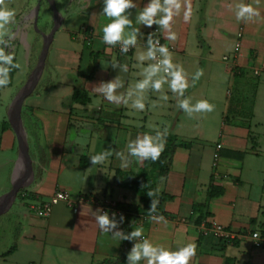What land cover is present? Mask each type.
I'll return each mask as SVG.
<instances>
[{
    "label": "crops",
    "instance_id": "crops-1",
    "mask_svg": "<svg viewBox=\"0 0 264 264\" xmlns=\"http://www.w3.org/2000/svg\"><path fill=\"white\" fill-rule=\"evenodd\" d=\"M59 1L63 21L51 45L55 46L49 54L48 78L26 104L43 128L31 155L35 177L3 221L16 240L10 247L15 246L14 251L0 252V264L116 260L122 241L103 233L92 213L103 209L111 215L110 203L135 212L143 206L141 196L120 185L117 171L137 173L145 169L156 174L158 170H153L151 159L130 158L131 164L122 169L115 154L96 165L90 156L106 149L127 154V144L137 135L165 128L189 145L177 147L162 185L170 199L155 215L163 220L140 217L132 230L142 227L144 238L172 250L195 243L196 255L190 264H264V249L255 248L247 236L254 230L264 232V71L255 74L264 65V0L258 5L260 17L248 22L236 19L235 5L243 2L257 7L255 0H191L190 20L185 22L183 8L174 17V41L165 39L160 31L156 34L157 25L140 26L137 48L144 49L147 35L153 32L154 39L168 45L174 62L183 65L190 85L197 70H203L185 96L191 97L193 104L207 99L214 110L192 117L178 107L167 84L164 90L169 99L158 100L160 94L150 91L144 111L111 104L93 92L101 81L119 74V69L110 65L113 57L129 67L127 73H120L124 81L120 91L134 84L140 78L139 68L133 67L136 49L120 53L116 46L103 43L102 28L109 22L101 14L104 0ZM134 2L138 7L130 9V18L135 22L138 10L149 0ZM59 39L67 45L57 44ZM76 90L87 95L86 104L73 99ZM152 101L158 103L155 109L150 107ZM3 123L0 151L10 152L3 161L12 163V170L9 187L0 197L12 187L18 158L15 133L12 128L3 130ZM59 189L69 192V198L56 204L50 217L37 216L32 206L48 200ZM212 223L240 236L227 242L203 234L202 225ZM118 229L124 231V221ZM120 264H127V258Z\"/></svg>",
    "mask_w": 264,
    "mask_h": 264
},
{
    "label": "clouds",
    "instance_id": "clouds-1",
    "mask_svg": "<svg viewBox=\"0 0 264 264\" xmlns=\"http://www.w3.org/2000/svg\"><path fill=\"white\" fill-rule=\"evenodd\" d=\"M255 4L257 7H254L252 3H237L235 5L236 19L248 22L260 17L258 8L260 0H255ZM137 7L134 0H104L101 14L107 17L109 22L102 28V40L109 46L119 45L122 53H128L133 48L136 49L137 63L133 67L139 68L140 78L134 84H130L126 91L121 92L120 89L124 88V81L120 73H127L129 67L127 63L121 64L113 57L110 65L113 69H119V74L109 81H101L92 91L103 96L111 104L144 111L150 91L160 94L158 100L167 101L169 99L164 90V85L167 84L177 100L178 107L189 117L195 113L212 112L214 105L207 99H200L193 104L192 98L185 96L187 89L194 86L195 82L203 75L202 69L197 70L190 85L188 73L183 65L174 62L168 45L161 44L159 39H154L153 32L147 35L146 47L144 49L137 48L138 37L142 35L141 25L148 28L157 25L165 39L174 41L176 39V33L172 30L174 17L180 15L183 8L185 22L190 20L191 0H149L142 9L138 10L134 22L130 18L132 15L130 9ZM15 16V9L9 7L6 0H0V88L7 87L10 83L12 70L20 68V64L14 62V53L8 51L11 40L15 39V33L11 32L8 26L14 22ZM157 106V101H152L150 104L153 109ZM167 134L165 128L163 131L155 129V134L137 135L127 144V154L124 151L113 153L112 150L106 149L91 155V163L92 165L102 164L113 154L120 159L122 169L131 164L130 158H135L137 161L148 159L156 161L165 148ZM160 192L159 187L147 191L148 197L151 198L148 213L149 218L153 221L163 220L162 216L155 215L159 203L157 197ZM81 214H83V210ZM92 215L100 230L105 234L111 233L114 240L135 241L127 254V264H140L141 261H144V264H190L191 259L196 255L197 245L195 243H188L172 250L144 238L142 227H134L128 233L119 230L118 225L125 219L122 214L119 220H117L115 212L110 215L103 209L95 210ZM254 235L258 236V234Z\"/></svg>",
    "mask_w": 264,
    "mask_h": 264
},
{
    "label": "rangeland",
    "instance_id": "rangeland-1",
    "mask_svg": "<svg viewBox=\"0 0 264 264\" xmlns=\"http://www.w3.org/2000/svg\"><path fill=\"white\" fill-rule=\"evenodd\" d=\"M37 2L38 0H6L8 6L15 9L16 11L14 22L8 26L9 30L15 33V39L11 40V46L9 47L8 51L14 53L16 62L20 64V68L17 69V72L14 76L13 86L0 88V138L2 123L6 119L8 120L7 108L14 96L25 84L31 71L37 64L43 45V36L41 32L48 33L52 28L53 10L47 0H42L41 3V20L38 23V28L41 32L36 30L34 27L33 10ZM55 2L59 12H62L63 5L59 0H55ZM48 20H50V23H48ZM60 32L62 31L60 30L58 34H60ZM60 43H62L61 45H67L66 41L63 39H59V41H57V44L60 45ZM54 46H51L50 52L53 51ZM49 59L50 58L48 56V63H50ZM49 66L50 65H48V68L44 70L45 73L41 79L42 82L48 78V69H50ZM40 87L41 85L38 86V90ZM33 96H30L25 101V104H27V102H29ZM9 154L10 152L0 151V193L9 187V175L12 170V163L7 164L3 161V158L7 157ZM14 171L15 166L13 173ZM17 203L18 199L12 207V211L10 210L7 214L0 217V252L10 249V247L15 243L16 238L14 236V232L11 228L3 226V221L7 218L10 212L14 211Z\"/></svg>",
    "mask_w": 264,
    "mask_h": 264
},
{
    "label": "trees",
    "instance_id": "trees-1",
    "mask_svg": "<svg viewBox=\"0 0 264 264\" xmlns=\"http://www.w3.org/2000/svg\"><path fill=\"white\" fill-rule=\"evenodd\" d=\"M40 20H41V16H39V21ZM14 62H16V57H15ZM48 65L50 64L48 63V60H47L45 70L48 68ZM16 72H17V69H13L12 72L10 73V83L8 87L13 86L14 76ZM39 85L42 86V81ZM37 90L38 88L36 89V92ZM73 99L83 104H86L89 100L85 93H82L77 90L75 91L73 95ZM22 117H23V121L25 124V128L27 130L28 139L31 145L30 152L32 155L34 143H35L34 140H39L42 135V130H43L42 123L33 114L32 110L26 104L23 107ZM9 128H11V126L8 120L4 121L3 130L9 129ZM179 145L188 146L189 144L186 142H180L177 135H175L172 132H169L168 137L166 139V145H165V148L161 156L156 161H152L153 170H158L156 174L155 173L148 174V172L145 169H142L137 173L122 172L120 170L117 171L116 177L119 179L120 185L124 188L134 189L137 192V194L141 196V199L143 202V206L141 208L136 209L135 212H132L130 210L127 212L125 219H124V232L126 233L131 232L133 224L136 221H138L140 217L149 216L148 209L150 206L151 198L148 197L147 191H149L150 189H155L157 187L161 189V192L159 193L157 197L159 200V203L157 206V212L155 214L161 211L162 203L170 199V196H168L163 191L162 185L165 183V180L169 172L170 165L173 160L174 153ZM143 185L145 186L143 187ZM21 193L22 192L18 194V197L21 196ZM131 242L132 241H127V240L122 241V252H121V255L116 260L107 259L101 262H93L92 264H120L124 262L127 258V254L129 252ZM14 249H15V246L12 247L6 254L11 253L12 251H14Z\"/></svg>",
    "mask_w": 264,
    "mask_h": 264
},
{
    "label": "water",
    "instance_id": "water-1",
    "mask_svg": "<svg viewBox=\"0 0 264 264\" xmlns=\"http://www.w3.org/2000/svg\"><path fill=\"white\" fill-rule=\"evenodd\" d=\"M47 2L53 10L52 28L48 33H42L39 30L38 23L42 0H38L33 10L34 27L41 32L43 36L42 50L36 66L31 71L25 84L12 99L7 111L8 122L10 123L17 140L18 158L15 164L12 187L0 197V216L9 211L19 192L28 188L34 181L35 177L33 159L30 152V143L23 121L22 111L25 101L35 92L42 79L51 45L54 41L55 34L61 28L63 21V14L57 9L55 0H47Z\"/></svg>",
    "mask_w": 264,
    "mask_h": 264
},
{
    "label": "built area",
    "instance_id": "built-area-1",
    "mask_svg": "<svg viewBox=\"0 0 264 264\" xmlns=\"http://www.w3.org/2000/svg\"><path fill=\"white\" fill-rule=\"evenodd\" d=\"M155 33L158 34L159 30L155 29ZM241 36H242V33L239 32L238 37H241ZM160 43H161V40H160ZM239 46H240V43L237 42V47ZM116 49L118 52L122 53L120 51L119 45H116ZM132 51L133 49H130V51L127 54L132 53ZM262 71H264V65L260 69L259 68L256 69L255 74L258 75ZM69 196H70L69 192L59 189L48 200L42 202L41 204L33 205L32 209L37 216L42 217V218H48L52 214L53 207L56 204H58L60 201L67 200ZM108 207L110 208L111 214L113 212L117 214L116 217H120L121 214L125 217L127 214L126 211L118 209L114 203H110ZM201 231L205 235H211L216 239L224 240L227 242H234L240 236L239 233H236L235 231L219 223H212L210 225L203 224ZM247 234H248L247 236L252 239V243L255 248L264 249V233L262 231L254 230V231L248 232ZM254 234H258V236Z\"/></svg>",
    "mask_w": 264,
    "mask_h": 264
}]
</instances>
